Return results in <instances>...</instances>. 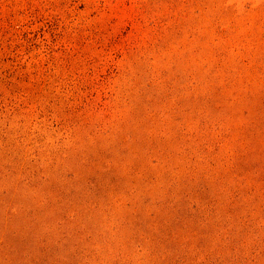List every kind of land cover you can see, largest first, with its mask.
<instances>
[{
	"label": "rangeland",
	"instance_id": "1",
	"mask_svg": "<svg viewBox=\"0 0 264 264\" xmlns=\"http://www.w3.org/2000/svg\"><path fill=\"white\" fill-rule=\"evenodd\" d=\"M0 264H264V0H0Z\"/></svg>",
	"mask_w": 264,
	"mask_h": 264
}]
</instances>
